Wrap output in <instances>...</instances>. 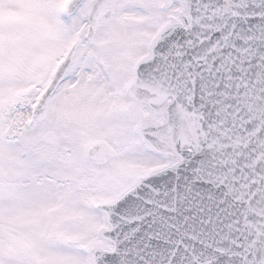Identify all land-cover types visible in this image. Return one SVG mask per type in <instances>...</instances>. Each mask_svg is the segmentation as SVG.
<instances>
[{
	"label": "snow or ice",
	"instance_id": "obj_1",
	"mask_svg": "<svg viewBox=\"0 0 264 264\" xmlns=\"http://www.w3.org/2000/svg\"><path fill=\"white\" fill-rule=\"evenodd\" d=\"M0 264H264V0H0Z\"/></svg>",
	"mask_w": 264,
	"mask_h": 264
}]
</instances>
